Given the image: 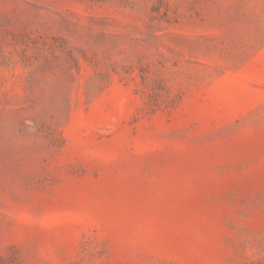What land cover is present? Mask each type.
<instances>
[{
    "label": "rangeland",
    "instance_id": "1",
    "mask_svg": "<svg viewBox=\"0 0 264 264\" xmlns=\"http://www.w3.org/2000/svg\"><path fill=\"white\" fill-rule=\"evenodd\" d=\"M0 264H264V0H0Z\"/></svg>",
    "mask_w": 264,
    "mask_h": 264
}]
</instances>
